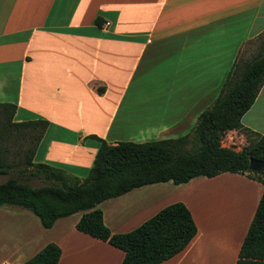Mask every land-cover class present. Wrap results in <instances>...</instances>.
I'll return each instance as SVG.
<instances>
[{
  "label": "crops",
  "instance_id": "crops-1",
  "mask_svg": "<svg viewBox=\"0 0 264 264\" xmlns=\"http://www.w3.org/2000/svg\"><path fill=\"white\" fill-rule=\"evenodd\" d=\"M263 33L264 0H0V92L17 86L10 102L17 122L49 123L36 160L84 180L98 147L89 136L123 142L113 127L137 76L161 65L172 96L196 100L188 113L179 111L182 121L159 130L184 134L218 97L237 58L258 52L246 48ZM242 125L264 136V84ZM237 133L227 132L245 142ZM262 192L246 176L223 173L144 186L98 207L111 233L124 234L182 202L197 234L162 264H235ZM81 215L44 229L27 210L0 211V264H24L50 243L61 249L58 264H121L123 251L77 231Z\"/></svg>",
  "mask_w": 264,
  "mask_h": 264
},
{
  "label": "trees",
  "instance_id": "trees-1",
  "mask_svg": "<svg viewBox=\"0 0 264 264\" xmlns=\"http://www.w3.org/2000/svg\"><path fill=\"white\" fill-rule=\"evenodd\" d=\"M94 23L101 28L103 20L97 16ZM257 40L258 52L244 62L237 58L218 97L199 115L189 135L112 145L89 136L98 147L84 180L62 167L36 160L50 127L46 120L14 121L16 105L0 103V176L8 177L0 183V208L27 210L44 229L81 213L77 231L123 251L121 264H162L185 250L197 234L192 214L182 202L164 207L124 234L111 233L98 206L148 185H182L198 177L239 174L260 183L263 192L235 264H264V172L249 171L250 159L264 162V136L242 125L264 84V33ZM228 131L248 133L255 139L235 151L222 145ZM26 143L30 145L22 148ZM13 146L16 151H12ZM33 180L43 185L35 187ZM60 257L61 249L50 243L24 264H58Z\"/></svg>",
  "mask_w": 264,
  "mask_h": 264
},
{
  "label": "rangeland",
  "instance_id": "rangeland-1",
  "mask_svg": "<svg viewBox=\"0 0 264 264\" xmlns=\"http://www.w3.org/2000/svg\"><path fill=\"white\" fill-rule=\"evenodd\" d=\"M259 44L260 43L258 40L252 41L248 44V47L246 49H248L250 46H258L259 48ZM239 58L241 62L250 59L248 57H245V55L243 54ZM209 64L211 69L218 68L217 61L215 63V60L213 59H210ZM166 71L167 68L161 67V65H159L156 68H153L152 72L149 73L148 76L139 75L134 80L132 86L130 87L128 93L124 98L125 101L121 107V111L113 127V132H116L118 129H122L120 131L123 139L122 141L145 143L165 139H175L178 137L189 135L191 133V130L193 129L195 124H192L188 132L181 135L176 134L177 129L169 133L163 132L162 134H159L160 128L169 126L171 124L176 125L177 123H179V121H182L181 119L184 116L180 115L179 111L184 110L188 113L189 111H191V108H193L196 102V100L177 101L176 98L172 96L173 90H169V88H167L166 86V83L161 80ZM207 90H209L208 92H210L211 87ZM16 91L17 86L14 84L8 92H0V103H10L12 101H15L14 97ZM139 100L145 101L141 103ZM146 100H150V102L148 103ZM205 101L206 100H204V102ZM213 101L214 100H210V103L212 104ZM210 106H208L206 109H208ZM258 112H260L259 109H257L252 116L258 115ZM14 121H16L15 117ZM237 134L243 135L246 138L245 142L241 140V142H244V144H241V142L239 143L234 136L229 137L226 133L223 139V147L230 146V148H236V150L239 151L240 149L247 147L249 143H251L255 139L254 135L248 133H245L244 135V133L238 132ZM28 145L30 144L26 143L22 146V148ZM12 151H16V148L14 146L12 148ZM7 178V176H0V183L6 181ZM31 185L39 187L43 184L40 181L33 180L31 182ZM11 208L17 207L5 206L1 207L0 211L6 212L7 209ZM36 220L38 219L36 218Z\"/></svg>",
  "mask_w": 264,
  "mask_h": 264
},
{
  "label": "water",
  "instance_id": "water-1",
  "mask_svg": "<svg viewBox=\"0 0 264 264\" xmlns=\"http://www.w3.org/2000/svg\"><path fill=\"white\" fill-rule=\"evenodd\" d=\"M249 171L253 173L264 172V162L258 161L256 159H250L249 160Z\"/></svg>",
  "mask_w": 264,
  "mask_h": 264
},
{
  "label": "bare ground",
  "instance_id": "bare-ground-1",
  "mask_svg": "<svg viewBox=\"0 0 264 264\" xmlns=\"http://www.w3.org/2000/svg\"><path fill=\"white\" fill-rule=\"evenodd\" d=\"M250 200V199H249ZM243 202V201H242ZM227 203V202H226ZM246 203V202H245ZM251 206V205H250ZM238 207V206H237ZM244 216V215H243ZM236 219V218H235ZM235 221V220H234ZM241 225V224H240ZM209 246V245H208ZM219 254V253H218ZM225 257V256H224ZM221 259V258H220ZM220 261V260H219Z\"/></svg>",
  "mask_w": 264,
  "mask_h": 264
},
{
  "label": "built area",
  "instance_id": "built-area-1",
  "mask_svg": "<svg viewBox=\"0 0 264 264\" xmlns=\"http://www.w3.org/2000/svg\"><path fill=\"white\" fill-rule=\"evenodd\" d=\"M105 26L107 27V26H109V24H108V23H106V24H105Z\"/></svg>",
  "mask_w": 264,
  "mask_h": 264
}]
</instances>
